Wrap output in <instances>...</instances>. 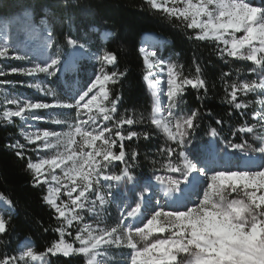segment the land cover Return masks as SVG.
<instances>
[{"label":"snow or ice","instance_id":"6c2138e0","mask_svg":"<svg viewBox=\"0 0 264 264\" xmlns=\"http://www.w3.org/2000/svg\"><path fill=\"white\" fill-rule=\"evenodd\" d=\"M145 2L152 9H162L185 22L188 29L199 30L190 38L213 41L221 58L226 55L253 63L251 71L258 75V80H244L225 88V100L231 106L228 114L231 116L236 110L245 116L246 113L240 110L249 105L238 101V94L247 95L257 89L264 92V0L259 4L256 0ZM61 4L71 9L75 0H61ZM68 19L71 20V15ZM42 27L45 44L41 57H34L27 51L21 53L7 39L0 40V60L26 62V66L6 70L0 66V77L21 74L38 80V74H44V80H47L61 71L59 55L47 52L56 44L55 36L49 27L43 24ZM110 35V32L101 34L102 38ZM65 40L74 50L87 49L85 43L70 35ZM97 51L99 54L94 58L98 67L93 76L84 87L64 92L63 99L47 84L21 81L15 86L33 87L51 96L52 102L15 95L6 96L3 101L15 106L14 111L11 108L3 111V118L9 122L16 117L32 127L35 122L50 120L66 130L22 132L29 143L36 144L32 151L38 154L37 159L33 161L29 156L26 167L32 173L33 186L48 185L44 201L54 209L60 224L53 229L59 233V239L42 253L34 252L28 240L24 248L18 246L16 254L0 252V264H49L48 254L65 257L80 254L85 258V264H264V163L250 166L239 161L225 162L224 158L210 162L204 158L207 146L192 143L200 127L201 112L198 108L184 111L183 95L189 86L196 90L197 100L202 99L201 90L205 96L208 93V82L195 56V75L186 76L178 70L183 65L159 58L155 50L140 48L146 69L144 79L152 96L149 122L166 138L165 144L158 148L160 155L167 159L162 167L169 173L179 174L155 177L163 185L167 197L161 204L156 199L160 189L151 183L141 185L133 175L140 153L135 148L125 150L126 140L149 139L147 131H124L125 125L130 129L134 124L144 123L145 117L127 109L118 113L121 97L116 95L110 99L112 89L109 85H119L127 72L119 70L114 51ZM109 66L111 71H108ZM154 67L166 80L152 79L156 76L152 71ZM230 75L231 72L223 73L221 79ZM162 82L166 84L167 97L163 108L157 87ZM13 83L0 81L9 87ZM229 87L230 91L227 90ZM35 110L51 111L41 116ZM206 111L210 116L211 110ZM59 116L66 118H55ZM252 118L255 123L245 121L231 135L244 133L253 142L244 139L241 143H233L229 140L225 146L245 156L256 152L264 157V109L253 112ZM215 123L220 125L222 121L217 119ZM207 134L212 138L220 136L216 127L209 128ZM254 144L258 146L254 147ZM8 147L24 159L25 144L17 140ZM41 151H51L52 155L40 156ZM52 182L58 186L53 187ZM128 184L133 185L128 189L130 195L116 191L121 185ZM61 188L68 199L57 203ZM0 203L3 205L0 207V244H5L3 237L10 222V215L6 218L5 213H11L14 208L13 202L3 195H0ZM111 204H116L117 214L108 217L112 220L108 224L104 221ZM85 212L91 214V222L85 221ZM74 221V241L78 246L64 240L66 234L72 235L67 229L73 227ZM109 252L112 253L111 260L106 256Z\"/></svg>","mask_w":264,"mask_h":264},{"label":"trees","instance_id":"16d2710c","mask_svg":"<svg viewBox=\"0 0 264 264\" xmlns=\"http://www.w3.org/2000/svg\"><path fill=\"white\" fill-rule=\"evenodd\" d=\"M256 3L259 4L260 0H256ZM69 15L71 20L68 19ZM9 17L22 19L25 26L36 24L42 27L43 24L52 31L56 44L51 46V50L66 62L62 73L54 80L61 99L64 98V92L84 87L98 67L97 62L77 58L75 50L66 43V36L79 39L94 54H99L98 49L114 51L117 54L118 68L120 71L126 70L127 74L119 85H109L112 89L110 99L116 95L121 97L117 105L118 113H124L127 109L130 113L143 114L145 117L144 123L134 124L130 129L125 125V133L128 130L150 133L148 140L141 137L139 141L136 138L125 141L126 151L135 148L140 153L133 175L141 185L159 175H177L167 172L162 167L167 163V159L160 155L158 148L165 144L166 138L149 122L152 96L144 79L146 69L140 53L142 38L146 33L154 34L164 41L163 49L160 51L162 57L178 66L183 65L182 69H178L183 75H195L193 64L195 56L196 63L201 66L203 77L208 82V93L205 96L201 90V100H197V92L190 86L185 89L183 95L186 103L182 107L185 111L198 108L201 112L200 127L192 143L207 146L210 137L207 132L211 127H216L220 133L216 141L221 151L227 150L233 155H238L239 152L225 146L229 140L233 143H241L244 139H248L249 143L253 142L244 133L237 132L236 135H231V132L245 121L255 123L252 114L257 104L253 93L238 94V101L242 100L249 105L247 109L240 110L246 113L243 117L236 110H233L230 116L228 113L231 106L225 100L226 85L259 79L258 75L251 71L253 63L226 55L221 58L213 41L190 38L199 30L188 29L185 22L171 17L163 10L152 9L145 0H75L71 9L63 7L61 0H0V18ZM104 32L111 33L108 39L102 38L101 34ZM70 62L74 63V70L71 69ZM0 66L5 70L13 67L2 60ZM111 70L110 66L108 71ZM226 72H231V75L221 79L222 74ZM2 80L14 84L31 81L30 78L18 74H6L0 77V81ZM6 89L12 90L11 87L0 84V100ZM227 90L230 91V87ZM25 91L35 101L44 100L37 93ZM5 109L0 105V195L13 202L14 210L5 214L6 218L10 215V222L3 237L6 243L0 244V252L16 254L18 246L27 238L31 241L30 246L34 252L42 253L47 246L59 239V233L53 229L60 224L55 218L54 209L44 201V196L47 195L45 184L33 186L32 173L26 167L28 157L34 158L33 152L29 150L34 146L23 139L20 118L14 117L11 122L3 118ZM206 110H211L210 116ZM217 119L222 121L220 125L215 123ZM17 140L26 146L24 159L17 157L15 150L8 147ZM262 158L264 161V157ZM46 228L49 231H44ZM75 230L76 224H73L72 228L67 229L72 235L64 236V240L73 243L74 246ZM46 259L49 264H85V258L80 254L68 257L62 254L55 256L48 254Z\"/></svg>","mask_w":264,"mask_h":264},{"label":"rangeland","instance_id":"374dc122","mask_svg":"<svg viewBox=\"0 0 264 264\" xmlns=\"http://www.w3.org/2000/svg\"><path fill=\"white\" fill-rule=\"evenodd\" d=\"M160 10H162V9H160ZM15 22H16V24H15ZM26 26H28V27H26ZM26 26L23 23L22 19H19V18H14V17H9V18H6V19H1L0 18V40L7 39L9 41V43L14 44L15 47L19 48L21 53L27 51V52H30V54L32 56H34V57H41L42 53L44 52V44H45V33L43 31V27H39L36 24L26 25ZM106 39H108V38H106ZM163 43H164V41L159 39V38H156V37H153V36H150V35H146L142 39L141 47H145V48H147L150 51L151 50H155L157 52V56L159 58L164 59L166 61H171L169 59L163 58L161 53H160V51L163 49ZM47 52L49 54L53 53L52 50H51V47H49L47 49ZM75 55H76L77 58H85L87 60H90V61H93V62H97L96 59L94 58L97 54H94L88 48L85 51H82V52L75 50ZM60 59H61V62H62L61 71L58 72L56 74V76L48 77L47 80H44V74H38V77H39L38 80H33L31 77H26V76L21 75V74H18V75H21V76H24L26 78H30L31 79L30 83H26V84L44 83V84H47L49 87L55 89L56 92H57V88L58 87H57V84L55 83L54 80H55V78L57 76H59L62 73L64 67L66 66V62L63 60V58L60 57ZM6 62L8 63V65H11L13 67L26 66V62L25 61L8 60ZM74 68H75V66L72 64L71 65V69L74 70ZM152 71L156 73V76L152 77V79H157L158 78L161 81L166 80V77L163 74L159 73L157 68L154 67L152 69ZM146 84H147V82H146ZM15 85L16 84H14V83L12 84V86H11L12 90L11 91L8 90V89L3 91V96H2V99L0 100V105L5 107L6 109L11 108V110L14 111L15 110V106L3 103L5 97L6 96H14L15 95V96H19L20 98H30L25 90H28L30 92H34V93H37V94L41 95L44 98L43 102H52V97L51 96L45 95V94L37 91L33 87H27V86H25V87H16ZM147 87H148V84H147ZM157 87L160 90L159 91V95H160V100H161V106L163 108L167 104V97L165 95L166 84L162 82ZM148 90L151 93V90H150L149 87H148ZM252 93L254 95V99H256L255 103L258 104L255 107V111L254 112H259L262 109H264V103H262V102H264V92H262L261 90L257 89L255 92H250L249 94H252ZM59 97L61 98V95H59ZM35 111L38 112L41 116H43L45 114V112H48V111H51V110H35ZM72 112H73V115H74V110H72ZM55 118L65 119L66 117L59 116V117H55ZM37 129H39L41 131L45 130V129L50 130V131H63V130H66V128H63L62 126H57L54 123H52L50 120L47 121V122L46 121L35 122L32 125V127L26 126L25 123L22 121L20 130H21V135H22L23 139L25 141H27L24 138V135L22 134V132L23 133H31V132H33V131H35ZM38 143L39 142H37V144ZM97 143L99 144V142H97ZM29 144H31V143H29ZM33 146L34 147L29 148V150L32 151V149H34L36 147V144H33ZM32 152L34 154V158L32 160L35 161L37 159V155L38 154L36 152H34V151H32ZM239 154L240 153H238V157H240ZM39 155L40 156L52 155V152L51 151H41L39 153ZM204 158L206 160L210 161V162H215V161H217V160H219L221 158H224L225 162H228L229 160L232 163H236L237 162L235 160L232 161L233 156L230 153H228L226 150L221 151L220 148H218V147L216 148V150H213L211 146L204 153ZM247 159H252V158H247ZM245 160L246 159H244V162H245ZM241 163H243V161ZM261 163H263V162H261ZM229 166H231V165H229ZM56 171H57V174H60L59 170H56ZM178 175L179 174H177L175 176H178ZM159 176L164 177L163 175H159ZM166 176H170V175H166ZM146 183H151L156 188L160 189L156 193V199L159 200V202L161 204H164V202L167 199V197L164 196L163 185H160L159 182H157L155 179L148 180ZM45 186L47 188V194H48V185L45 184ZM52 186L56 187L58 185H56L55 182H52ZM181 187H183V184L181 185ZM130 188H132V184H128L126 186L125 185H121L118 189H116V191H124L126 194L130 195V193H128V189H130ZM177 194H179V193H177ZM67 199H68V197L66 196V194L64 192V189L61 188V192H60V195H59V199L57 200V203H60L61 201L67 200ZM2 206H3L2 203H0V207H2ZM69 206L71 207V205H69ZM165 210H168V208L166 207ZM116 214H117L116 204L109 205L108 213L106 214L104 222L108 223V224H111L112 220L108 219V217L115 216ZM84 215H85V221L86 222H91V214L85 212ZM73 224H76V222L74 221ZM75 246H78V242H76V241H75ZM106 256L109 258V260L112 259V253L111 252L107 253ZM117 259H118V257H117ZM33 264H42V262H33Z\"/></svg>","mask_w":264,"mask_h":264},{"label":"bare ground","instance_id":"6f19581e","mask_svg":"<svg viewBox=\"0 0 264 264\" xmlns=\"http://www.w3.org/2000/svg\"><path fill=\"white\" fill-rule=\"evenodd\" d=\"M146 35L153 36V35H151V34H146ZM146 35H145V36H146ZM143 37H144V36H143ZM153 37H155V36H153ZM156 38H157V37H156ZM142 39H143V38H142ZM214 147H215V145H214V143H213V149H214ZM250 158H251V157H250ZM255 160H256V159H255L254 157H252V159H247V158H246V160H245L246 163H245V164H249L250 166L256 165L255 163H256L257 161H255ZM251 164H252V165H251ZM176 195H179V194H176ZM28 240H29V239H26L24 243L27 244V243H28Z\"/></svg>","mask_w":264,"mask_h":264},{"label":"water","instance_id":"95a60500","mask_svg":"<svg viewBox=\"0 0 264 264\" xmlns=\"http://www.w3.org/2000/svg\"><path fill=\"white\" fill-rule=\"evenodd\" d=\"M146 34H144V36H145ZM152 35V34H151ZM154 36V35H153Z\"/></svg>","mask_w":264,"mask_h":264}]
</instances>
